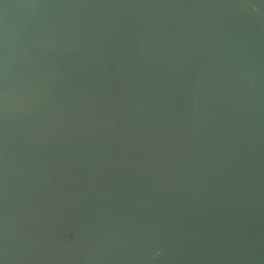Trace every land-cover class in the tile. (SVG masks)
I'll use <instances>...</instances> for the list:
<instances>
[{"label":"water","instance_id":"water-1","mask_svg":"<svg viewBox=\"0 0 264 264\" xmlns=\"http://www.w3.org/2000/svg\"><path fill=\"white\" fill-rule=\"evenodd\" d=\"M0 264H264V0H0Z\"/></svg>","mask_w":264,"mask_h":264}]
</instances>
